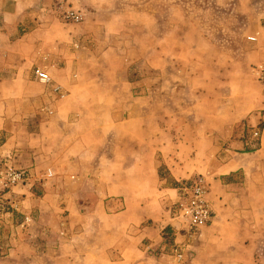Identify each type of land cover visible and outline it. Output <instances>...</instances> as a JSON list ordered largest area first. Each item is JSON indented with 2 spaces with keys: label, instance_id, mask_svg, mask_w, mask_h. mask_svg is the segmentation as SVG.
Returning a JSON list of instances; mask_svg holds the SVG:
<instances>
[{
  "label": "rangeland",
  "instance_id": "obj_1",
  "mask_svg": "<svg viewBox=\"0 0 264 264\" xmlns=\"http://www.w3.org/2000/svg\"><path fill=\"white\" fill-rule=\"evenodd\" d=\"M62 3L82 20L64 22L48 0L59 27L46 47L78 51L76 65L59 74L47 55L0 97V168L10 154L11 167L27 174L9 195L13 216L0 215V256L13 264H264V149L255 153L246 121L261 107L253 69L264 62V0ZM40 88L41 114L25 100ZM51 115L34 141L45 157L23 160L27 132ZM70 141L75 160L61 156ZM198 178L211 221L194 229L179 208L188 197L181 188Z\"/></svg>",
  "mask_w": 264,
  "mask_h": 264
},
{
  "label": "crops",
  "instance_id": "obj_2",
  "mask_svg": "<svg viewBox=\"0 0 264 264\" xmlns=\"http://www.w3.org/2000/svg\"><path fill=\"white\" fill-rule=\"evenodd\" d=\"M47 4L48 0H0V97L5 96L7 92L11 94L15 86L24 84L27 78L31 77L34 67L41 68L46 63L44 59L47 55H49V62L53 63L59 74L65 76L70 74L71 69L76 65L77 62L73 57L76 56L78 51L72 54H65L61 49L51 47L48 50L46 47L47 34L49 31H55L59 27L57 20L46 8ZM76 83L77 81L71 75L68 85L74 87ZM257 84L260 88V101H262V89L258 82ZM4 87H6L7 92H3ZM40 89L41 93L38 92L33 97L25 100L28 101V104L32 102V105H37L39 107L37 113L41 114L45 111L43 103H45L46 98L43 95V88ZM67 96H70V94H67ZM31 107L28 108V111L33 113L34 111H32L33 108ZM260 109L261 107L249 115L246 120L251 125L252 130L261 123L260 136L258 138L259 145L256 147L255 153L264 149V117H262ZM3 111L6 110L2 104L0 106L1 115H3ZM50 121H52V115L44 123H38V133H34L31 130L27 132V141L23 144L26 149L21 152L20 156L23 160L25 157L28 160L45 157L42 154L43 146L34 141L36 139L37 141L39 140L42 128L51 124L52 122ZM15 144H20V142L16 140ZM74 145L75 142L73 141L66 143L61 156L69 160H75L76 158L70 156V151ZM65 153H68V156ZM3 160L13 164L14 156L6 154V158ZM229 163L231 165H240V162L235 159ZM0 215L2 216L1 213ZM8 240L11 243V239ZM3 242L7 243V241H2L0 237V243ZM10 259L12 258L9 256H0V264H13L14 261Z\"/></svg>",
  "mask_w": 264,
  "mask_h": 264
},
{
  "label": "built area",
  "instance_id": "obj_3",
  "mask_svg": "<svg viewBox=\"0 0 264 264\" xmlns=\"http://www.w3.org/2000/svg\"><path fill=\"white\" fill-rule=\"evenodd\" d=\"M64 0H54L58 13L64 22H79L82 20V13L74 9L72 6L63 7ZM255 78L262 89L261 115L264 117V62L257 64L253 69ZM35 77L42 83H47L50 78L47 73L37 69ZM54 91L58 90L55 86ZM261 123L251 131V139L253 148L258 147V138L260 136ZM27 174L24 170L15 169L10 164L5 163L0 168V213L6 217H12L14 206L9 202V195L13 188L18 184H25ZM184 193L188 194L186 202L180 204L179 213L185 218L189 228L198 229L205 226L211 221V210L206 199L207 186L203 178H198L189 186L181 188ZM28 219L27 216L24 217ZM24 222V221H23ZM22 222V223H23Z\"/></svg>",
  "mask_w": 264,
  "mask_h": 264
}]
</instances>
